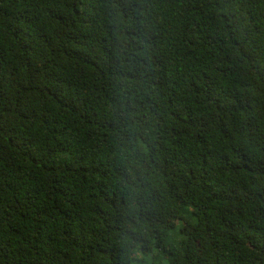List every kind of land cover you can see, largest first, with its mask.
I'll return each instance as SVG.
<instances>
[{
  "label": "trees",
  "instance_id": "trees-1",
  "mask_svg": "<svg viewBox=\"0 0 264 264\" xmlns=\"http://www.w3.org/2000/svg\"><path fill=\"white\" fill-rule=\"evenodd\" d=\"M0 264H264V0H0Z\"/></svg>",
  "mask_w": 264,
  "mask_h": 264
}]
</instances>
